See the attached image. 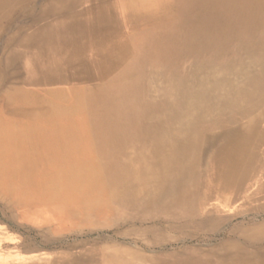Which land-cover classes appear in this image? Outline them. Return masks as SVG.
Returning a JSON list of instances; mask_svg holds the SVG:
<instances>
[{"label":"bare ground","instance_id":"1","mask_svg":"<svg viewBox=\"0 0 264 264\" xmlns=\"http://www.w3.org/2000/svg\"><path fill=\"white\" fill-rule=\"evenodd\" d=\"M0 264H264V0H0Z\"/></svg>","mask_w":264,"mask_h":264},{"label":"rangeland","instance_id":"2","mask_svg":"<svg viewBox=\"0 0 264 264\" xmlns=\"http://www.w3.org/2000/svg\"><path fill=\"white\" fill-rule=\"evenodd\" d=\"M217 238H219V239H220V237H217Z\"/></svg>","mask_w":264,"mask_h":264}]
</instances>
